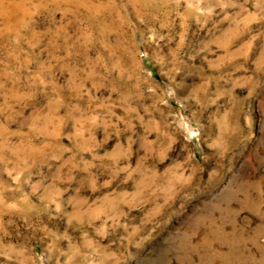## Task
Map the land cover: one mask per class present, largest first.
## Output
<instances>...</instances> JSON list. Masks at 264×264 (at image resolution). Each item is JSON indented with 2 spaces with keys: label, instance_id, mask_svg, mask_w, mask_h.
<instances>
[{
  "label": "rangeland",
  "instance_id": "1",
  "mask_svg": "<svg viewBox=\"0 0 264 264\" xmlns=\"http://www.w3.org/2000/svg\"><path fill=\"white\" fill-rule=\"evenodd\" d=\"M4 4L0 264H264V0Z\"/></svg>",
  "mask_w": 264,
  "mask_h": 264
},
{
  "label": "bare ground",
  "instance_id": "2",
  "mask_svg": "<svg viewBox=\"0 0 264 264\" xmlns=\"http://www.w3.org/2000/svg\"><path fill=\"white\" fill-rule=\"evenodd\" d=\"M12 6V5H11ZM15 11V8L12 6V8H10L9 6H6L4 4V0H0V17L9 14H13Z\"/></svg>",
  "mask_w": 264,
  "mask_h": 264
}]
</instances>
